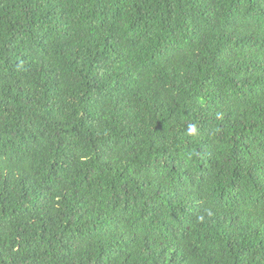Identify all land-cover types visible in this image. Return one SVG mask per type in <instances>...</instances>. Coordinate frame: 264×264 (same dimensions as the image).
Segmentation results:
<instances>
[{
    "label": "trees",
    "instance_id": "16d2710c",
    "mask_svg": "<svg viewBox=\"0 0 264 264\" xmlns=\"http://www.w3.org/2000/svg\"><path fill=\"white\" fill-rule=\"evenodd\" d=\"M0 264H264V0H0Z\"/></svg>",
    "mask_w": 264,
    "mask_h": 264
}]
</instances>
